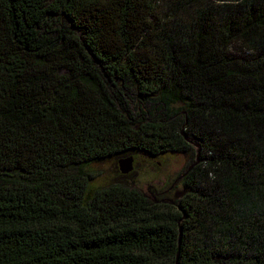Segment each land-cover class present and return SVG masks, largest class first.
Here are the masks:
<instances>
[{
  "label": "trees",
  "instance_id": "16d2710c",
  "mask_svg": "<svg viewBox=\"0 0 264 264\" xmlns=\"http://www.w3.org/2000/svg\"><path fill=\"white\" fill-rule=\"evenodd\" d=\"M191 143L175 204L92 187ZM0 264H264V0H0Z\"/></svg>",
  "mask_w": 264,
  "mask_h": 264
},
{
  "label": "rangeland",
  "instance_id": "374dc122",
  "mask_svg": "<svg viewBox=\"0 0 264 264\" xmlns=\"http://www.w3.org/2000/svg\"><path fill=\"white\" fill-rule=\"evenodd\" d=\"M130 156L134 158L133 172L123 175L120 171L119 162ZM186 160L183 155H166L161 158H153L141 153H130L125 157L94 165L92 170L95 179L92 187L99 189L110 185H122L138 190L149 197V187L173 183L184 170ZM179 189L177 191H181V187ZM174 198V195H171L170 200H174ZM150 199L152 200V198Z\"/></svg>",
  "mask_w": 264,
  "mask_h": 264
},
{
  "label": "water",
  "instance_id": "95a60500",
  "mask_svg": "<svg viewBox=\"0 0 264 264\" xmlns=\"http://www.w3.org/2000/svg\"><path fill=\"white\" fill-rule=\"evenodd\" d=\"M182 135L183 137L188 141L186 135L184 134V131L182 132ZM193 144L196 148H197V151H196V161L187 169V171L179 176L175 183H174V187L181 181L183 180L192 170L193 168H195L199 162H200V156H201V148L198 144H195V143H191ZM133 162H134V158L132 156L130 157H127L125 158V160H121L119 163V167H120V171L123 175H128L130 174L131 172H133V169H134V166H133ZM185 192L184 191H177L175 193V198L174 200H169V201H157L155 199H152L155 203H167V204H175V201L182 198L184 196ZM147 197V196H146ZM148 198V197H147ZM181 234H182V230H180V238H179V251H180V247H181ZM178 256H179V252H178Z\"/></svg>",
  "mask_w": 264,
  "mask_h": 264
},
{
  "label": "flooded vegetation",
  "instance_id": "af4514ba",
  "mask_svg": "<svg viewBox=\"0 0 264 264\" xmlns=\"http://www.w3.org/2000/svg\"><path fill=\"white\" fill-rule=\"evenodd\" d=\"M185 157L187 159L186 160L187 163H186L185 168H189L193 163H191V159L190 158H188L187 156H185ZM175 181L176 180H174L173 183L168 184V185L167 184H163L161 186L152 185L151 187H149V193L150 194H149V197L148 196L147 197L155 199L157 201H164V200L169 201L170 198H171V195L175 196V192L177 190H180L179 189L180 187H181V191L183 189L181 181L174 187L173 185H174Z\"/></svg>",
  "mask_w": 264,
  "mask_h": 264
}]
</instances>
